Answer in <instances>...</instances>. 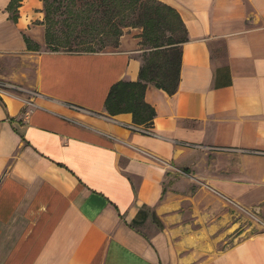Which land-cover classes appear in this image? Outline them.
Returning a JSON list of instances; mask_svg holds the SVG:
<instances>
[{"label": "crops", "instance_id": "0c3cea01", "mask_svg": "<svg viewBox=\"0 0 264 264\" xmlns=\"http://www.w3.org/2000/svg\"><path fill=\"white\" fill-rule=\"evenodd\" d=\"M159 1L188 39L176 90L145 88V134L104 109L138 78L132 40L30 49L43 1L0 0V79L37 93L0 94V264H264V230L218 247L230 204L264 211V0Z\"/></svg>", "mask_w": 264, "mask_h": 264}, {"label": "trees", "instance_id": "16d2710c", "mask_svg": "<svg viewBox=\"0 0 264 264\" xmlns=\"http://www.w3.org/2000/svg\"><path fill=\"white\" fill-rule=\"evenodd\" d=\"M44 12V40L48 46H53L57 50L58 46L74 47L80 46V51H100L94 50L93 43H104V38L91 33L89 36L72 35V23L67 22L63 28L65 37H61L53 30L54 3L53 0H42ZM20 0H10L11 18L17 17ZM121 8L117 12L116 5ZM100 8L98 32L105 36H119L120 27L114 19L121 9L127 8L126 16H131L127 21H123L126 26L141 27V43H146L151 47L150 56L153 60L141 62L138 78L135 81L120 80L114 83L105 99L104 109L109 115L121 112H130L135 125L143 124L151 126L155 115L154 108L144 100L145 88L148 84L173 93L179 80V67L181 58V44L185 42L187 32L178 12L170 5L159 0H99L96 7ZM122 22V21H121ZM170 31L165 35V31ZM28 48L36 49L37 44H32L29 37L24 36ZM100 45V46H102ZM99 46V47H100Z\"/></svg>", "mask_w": 264, "mask_h": 264}, {"label": "rangeland", "instance_id": "374dc122", "mask_svg": "<svg viewBox=\"0 0 264 264\" xmlns=\"http://www.w3.org/2000/svg\"><path fill=\"white\" fill-rule=\"evenodd\" d=\"M51 1V0H48ZM99 0H53L54 3V24L53 30L61 37H65L63 34V28L67 24V22L72 23V35H80V36H89L91 33L98 36L99 39L104 38V43H93L94 50H113L118 47L119 40L121 38L130 39L133 41L134 47V54L141 60V62L147 61L149 63L153 60V56H150L151 47L148 44L141 43L140 33L141 27L140 26H126L127 20L131 16H126L128 13L127 8L121 11L118 14L114 15V19L118 26L120 27V35L115 36H105V34L101 35V32H98L99 29L97 26L99 24L100 18V8L99 6L96 7V3L98 4ZM121 8L120 5H116L114 8L117 12ZM122 21V22H121ZM123 21L125 25H123ZM165 35H169L170 31H165ZM37 44L36 48L38 51L44 50H51L55 49L53 46H48L43 41L41 43H33ZM102 45V46H100ZM100 46V47H99ZM57 50L63 51H80L83 50L80 46L74 47H63L58 46ZM25 87V86H24ZM30 91H32L31 87H27ZM34 91V90H33ZM22 94H29V93H22ZM21 94V95H22ZM235 205L230 204V219L229 222L231 224V236L226 242L218 243V247H223L226 244L231 243L234 239L243 238L245 236H249L254 233H258L264 230V211L261 210V206L255 207H248L236 209ZM239 220V225L234 224Z\"/></svg>", "mask_w": 264, "mask_h": 264}, {"label": "built area", "instance_id": "2783aa9c", "mask_svg": "<svg viewBox=\"0 0 264 264\" xmlns=\"http://www.w3.org/2000/svg\"><path fill=\"white\" fill-rule=\"evenodd\" d=\"M22 93H29V94H24L26 96H36L37 95L36 91H33V89H32V91H30L28 88H26L22 85L0 79V94L15 95V96L21 98ZM68 107L70 109L76 110V111H83L84 110L83 108L76 106L74 104H69ZM86 112H89V111H86ZM129 128L131 130L139 131L141 133L152 134V131L147 126L131 125V126H129ZM224 149L225 148H223V150Z\"/></svg>", "mask_w": 264, "mask_h": 264}]
</instances>
